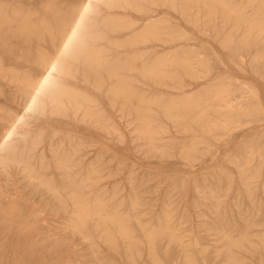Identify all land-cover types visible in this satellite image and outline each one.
Listing matches in <instances>:
<instances>
[{
    "label": "rangeland",
    "instance_id": "374dc122",
    "mask_svg": "<svg viewBox=\"0 0 264 264\" xmlns=\"http://www.w3.org/2000/svg\"><path fill=\"white\" fill-rule=\"evenodd\" d=\"M0 264H264V0H0Z\"/></svg>",
    "mask_w": 264,
    "mask_h": 264
},
{
    "label": "bare ground",
    "instance_id": "6f19581e",
    "mask_svg": "<svg viewBox=\"0 0 264 264\" xmlns=\"http://www.w3.org/2000/svg\"><path fill=\"white\" fill-rule=\"evenodd\" d=\"M223 1V0H222ZM112 2V1H111ZM197 4V3H196ZM230 6V5H229ZM71 22V21H70ZM83 24H84V19H83V17H82V15H79L75 20H73L72 21V23L69 25V26H67V27H65V28H63V34H62V39H61V41H60V46H59V49H58V56H63V55H67V52H68V49H69V47L71 46V44H72V42H73V40L75 39V37L76 36H78L79 35V32L81 31V28L83 27ZM54 27V26H53ZM56 54V55H57ZM85 58H87V59H89V63L88 62H86V63H88V65H90V63L92 64V58H93V55H92V53H90V52H85ZM52 58H53V56H52ZM51 58V59H52ZM54 59V58H53ZM54 60H56V59H54ZM54 60H50L51 61V63L50 64H53V61ZM57 61V60H56ZM55 62V61H54ZM49 63V62H48ZM108 74H113L112 72H111V70H109L108 71ZM49 82H50V79L45 83V84H40L38 81L34 84V85H32V90H31V92L32 91H34V89H39L40 90V92L41 93H44V91H45V89H46V87H47V85L49 84ZM57 84V83H56ZM61 85V84H60ZM59 86V85H58ZM58 86H57V88H58ZM61 86H63V85H61ZM62 88V87H61ZM119 90H121V91H123V89H119ZM65 91H66V89H65ZM54 92V91H53ZM60 93V92H59ZM45 94V93H44ZM52 94V93H51ZM68 97V96H67ZM41 100V99H40ZM61 100V99H60ZM59 102V101H58ZM148 108V107H147ZM4 137V136H3ZM5 150V156H6V162H12V163H17V164H20V165H22V167H26V160L24 159V157L22 156V154L20 153V154H18V155H16V152H14V151H10V150H8L7 149V147L6 148H4ZM28 172H29V170H28ZM65 185V182L63 183V185L62 186H64ZM47 188V190L52 194V193H54V191H53V189H52V186L51 185H47L46 186ZM63 199H65V198H63ZM72 199V198H71ZM75 226V225H74ZM162 233V232H161Z\"/></svg>",
    "mask_w": 264,
    "mask_h": 264
}]
</instances>
